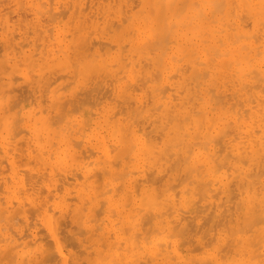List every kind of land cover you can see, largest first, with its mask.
<instances>
[{"label":"bare ground","instance_id":"1","mask_svg":"<svg viewBox=\"0 0 264 264\" xmlns=\"http://www.w3.org/2000/svg\"><path fill=\"white\" fill-rule=\"evenodd\" d=\"M0 264H264V0H0Z\"/></svg>","mask_w":264,"mask_h":264}]
</instances>
